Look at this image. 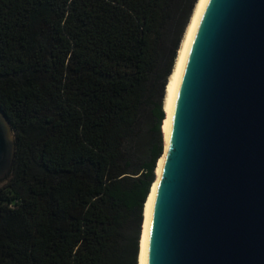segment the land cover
Returning a JSON list of instances; mask_svg holds the SVG:
<instances>
[{
	"label": "trees",
	"instance_id": "obj_1",
	"mask_svg": "<svg viewBox=\"0 0 264 264\" xmlns=\"http://www.w3.org/2000/svg\"><path fill=\"white\" fill-rule=\"evenodd\" d=\"M183 1L0 0V264H137Z\"/></svg>",
	"mask_w": 264,
	"mask_h": 264
},
{
	"label": "water",
	"instance_id": "obj_2",
	"mask_svg": "<svg viewBox=\"0 0 264 264\" xmlns=\"http://www.w3.org/2000/svg\"><path fill=\"white\" fill-rule=\"evenodd\" d=\"M14 136L0 110V179ZM160 156L144 264H264V0L204 3Z\"/></svg>",
	"mask_w": 264,
	"mask_h": 264
},
{
	"label": "bare ground",
	"instance_id": "obj_3",
	"mask_svg": "<svg viewBox=\"0 0 264 264\" xmlns=\"http://www.w3.org/2000/svg\"><path fill=\"white\" fill-rule=\"evenodd\" d=\"M206 0H196L194 3L192 14H190L188 18V22L186 24L185 30L183 31L182 38L180 41V45H178L176 57L173 61L172 69L167 77L166 84H165V93L163 95V105L162 111L164 113V117L162 120V124L160 125L165 143L167 139V124L169 119L170 109H172V100L173 94L175 93L176 81L177 77L179 76L181 62L183 61L187 46H189L193 31L196 28L197 21L199 15L202 12L204 3ZM163 156V155H162ZM162 156H159L156 160L155 166V174L158 175L160 171V162L162 161ZM156 180L151 183L149 187L148 194L146 196L145 202L143 203L142 207V216L141 219V233L139 235V251L137 253V264H144V255L146 251V232H147V223L150 214V204L152 203V189L154 188Z\"/></svg>",
	"mask_w": 264,
	"mask_h": 264
},
{
	"label": "rangeland",
	"instance_id": "obj_4",
	"mask_svg": "<svg viewBox=\"0 0 264 264\" xmlns=\"http://www.w3.org/2000/svg\"><path fill=\"white\" fill-rule=\"evenodd\" d=\"M187 6H188V0H184L182 2V7L180 9V12L179 14H177L176 18H175V21L174 23L172 24V28L170 29V36L175 37V32L177 31V29L180 28V26L182 25V23L184 22L185 20V14H187ZM194 7V6H193ZM193 11V9H192ZM192 14V13H191ZM188 18H189V15H188ZM188 18L186 19V24L188 22ZM186 27V25H185ZM185 27H184V30H185ZM183 30V31H184ZM183 31L181 33V37H180V41H181V38H182V34H183ZM180 45V43H179ZM178 48V47H177ZM176 52L177 50L175 51V57H176ZM175 60V58H174ZM167 80V78H166ZM165 93V86H164V90H163V93L161 95V104L163 105V95ZM163 120V119H162ZM162 124V122H161ZM160 124V125H161ZM160 134H161V137H162V151H163V140H164V136H163V133H162V130H161V127H160ZM141 137H142V140H140V142L142 143L141 145L146 148L148 147L152 142L154 143V141L156 140V136L155 134L151 131V127H150V121L147 117V115L145 114L143 120H142V124H141ZM7 182V178H4V179H0V187ZM142 219H143V216H142ZM141 233V226L139 227V235ZM139 235H138V251H139ZM137 251V253H138Z\"/></svg>",
	"mask_w": 264,
	"mask_h": 264
}]
</instances>
